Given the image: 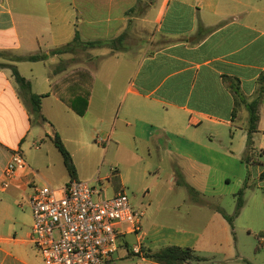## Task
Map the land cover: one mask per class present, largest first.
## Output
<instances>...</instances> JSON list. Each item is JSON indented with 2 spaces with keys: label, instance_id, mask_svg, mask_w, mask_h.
Wrapping results in <instances>:
<instances>
[{
  "label": "crops",
  "instance_id": "crops-1",
  "mask_svg": "<svg viewBox=\"0 0 264 264\" xmlns=\"http://www.w3.org/2000/svg\"><path fill=\"white\" fill-rule=\"evenodd\" d=\"M76 34L80 45L73 44L63 54H50L72 43ZM99 41L110 44L87 46ZM36 54L48 57L37 62L20 59ZM109 59L119 64H115L116 70L104 73L96 62ZM0 64L6 66L0 67V185L14 150L19 149L25 157L27 149H47L42 157H25L30 168L7 190L0 187V264H45L38 250L41 258L27 249L33 244V214L27 238L12 236L7 228L15 208L29 205L34 183L63 186L71 181L65 163L61 176L55 171L56 177L46 173L54 153V137L59 135L66 141V131L68 140L80 149L97 124L103 131L108 128L105 135L118 149L129 137L138 152L140 147L150 157L156 152L159 172L171 165V183L187 190L191 200L187 207L191 226L214 232L195 234L193 244L211 240V235L219 245L226 243L232 248V225L224 214L234 216L237 203L228 211L224 200L233 174L228 167L237 165V156L231 149L221 153L211 144L219 125L235 127L248 139L246 106H240L237 115L234 112L237 101L251 102L260 94L264 0H0ZM7 65L17 66L31 82L32 91L45 95V120L35 117ZM233 87L239 89L240 96ZM70 102L79 108L86 102L85 115H78ZM258 127L255 146L264 150V94ZM47 138H52V144ZM219 157L227 160V169L218 167ZM178 160L183 165L176 164ZM259 161L260 178L264 156ZM176 167L185 180L177 178ZM190 173L193 177L205 173V184L187 179ZM218 173L221 178L216 184ZM235 173L244 187L247 175ZM79 175L77 169V178ZM120 189L122 186L115 187V192ZM152 207V200L139 204L138 209L144 212L140 233L123 238L119 258L108 264H161L145 256L146 251L158 246L153 241L154 227L144 229L146 210ZM245 209L246 204L234 217L232 229ZM131 236L135 237L133 245L128 241ZM162 237L159 241L171 242L169 236ZM262 242L257 255L263 257L264 237ZM135 246L140 247V254L133 251ZM230 252L225 261L246 260L239 250L235 255ZM132 255H140V261L129 262Z\"/></svg>",
  "mask_w": 264,
  "mask_h": 264
},
{
  "label": "rangeland",
  "instance_id": "rangeland-1",
  "mask_svg": "<svg viewBox=\"0 0 264 264\" xmlns=\"http://www.w3.org/2000/svg\"><path fill=\"white\" fill-rule=\"evenodd\" d=\"M115 64L117 66L119 61L109 59L100 63L96 62L97 67L104 73L111 69L116 70ZM103 129L104 131L99 127V124L95 125V130L92 133H88L87 140H84L85 146L80 149H77V146L68 140L69 136L64 130L68 139L66 138L67 142L63 141L70 153H75V166L76 169L80 170V175L77 179L80 181H90L99 189L100 184L92 181L93 178L99 177L107 187L106 195L108 197L116 193L115 187L121 188L122 186L120 190L125 191L135 209H138L141 202L152 200L153 207L146 210L144 226V229L148 231L154 227L152 233L156 238L153 241H155L158 246L150 249L151 251H159L167 246L192 248L202 261H193L188 264H252V261L256 264H264V255L263 257L262 255H257V253H259V248L263 245L262 239L264 237V180H261L257 176L258 165L248 166L243 161L247 142V137L243 135L244 133H240L235 127L219 125L215 131L217 135L215 134V138L211 144L212 147L221 153L225 151L230 153L229 150L231 149L237 156V165L235 166L232 163L228 167V170L233 171V174H230L232 181L227 186L226 191L228 192L224 200V207H226L228 211H232L233 207H235L237 203L236 195L243 187L235 171L238 173L244 172L247 175L246 181L249 183V187L246 188L244 193L246 209L239 218L235 219L234 228L232 229V226L230 227V242L232 247L230 248L226 243L219 245L217 242L213 241L214 237L211 235H213L214 232H203V230H201L203 226L200 225L194 226L195 228L191 226V222L188 220L190 216L187 214V207L191 205V200L188 199V191L184 188H180V185H173L171 183L169 173H171L172 170L170 164L163 167V169H165L164 172H159L156 152H152V157L148 155L147 150H143V147H140L138 152L136 143H133L132 139L129 137H127L124 142V146L118 149L115 145L110 143L111 141L108 136L105 135V131H107L108 128ZM235 134L236 136H234ZM131 135L132 133L129 134V136ZM51 140L52 138H47L49 144H52ZM235 149L237 150L234 151ZM46 150V146L40 151H30L27 149L25 157L27 160H29L30 156L33 154L36 156L35 158H37V156L42 157ZM53 152L54 153H51V160L48 162L50 169H48L46 173L49 176H61L63 174L62 172H65L63 157L56 146L53 147ZM72 156L74 157L73 154ZM219 159L221 162L217 164L218 167L227 169V165L225 164L227 160L221 157H219ZM177 163L183 165L184 162L178 160L176 161V164ZM54 171L57 172V175L53 173ZM176 171L178 173V179H186L183 174H179L180 170L178 167H176ZM204 175L205 173L196 174V177H193L192 173H190L189 176L186 175V177L190 179V181H196L199 185H203L205 184ZM220 178L221 174H216V184L219 183ZM121 181L122 184H120ZM51 185L59 187L60 184L52 183ZM173 186L174 188L171 190ZM166 193L167 195L165 196ZM203 193H205V191ZM206 195L209 196L208 192H206ZM159 202L162 204H159ZM158 204L160 210L156 211ZM178 205L181 206L178 208ZM31 220V208L29 205L25 204L22 209L15 208L11 226L7 229L10 230L12 236L27 238V232L32 222ZM154 232H158V234H154ZM198 233L203 235H208L210 233L211 235L209 238H211V240H203L197 244H193L194 238L197 237L195 234ZM163 235L169 236L168 238L171 239V242H168L167 239L159 241ZM152 237L151 239H154ZM187 239L191 240L185 242L184 245H180V243H183V240ZM128 241L133 245L135 237H129ZM148 243H150V240ZM27 249L33 256L41 258L33 244H30ZM231 250H233L234 255L239 250L246 260L242 262L236 260L232 262L225 261V258L231 257ZM120 253V251L116 252L114 258H119ZM140 258V255H132L128 257V261L139 262ZM234 258H236V256Z\"/></svg>",
  "mask_w": 264,
  "mask_h": 264
},
{
  "label": "built area",
  "instance_id": "built-area-1",
  "mask_svg": "<svg viewBox=\"0 0 264 264\" xmlns=\"http://www.w3.org/2000/svg\"><path fill=\"white\" fill-rule=\"evenodd\" d=\"M29 168L22 152L14 150L1 189L7 190ZM93 182L100 184L99 189L78 179L59 187L31 186V240L45 264H108L123 238L140 233L144 212L133 207L125 191L108 197L103 180L97 177ZM133 251L141 253L138 246Z\"/></svg>",
  "mask_w": 264,
  "mask_h": 264
},
{
  "label": "trees",
  "instance_id": "trees-1",
  "mask_svg": "<svg viewBox=\"0 0 264 264\" xmlns=\"http://www.w3.org/2000/svg\"><path fill=\"white\" fill-rule=\"evenodd\" d=\"M81 39L79 34H76V37L74 38L73 42L70 44H67L66 46L57 48L55 50H52L50 52L51 55L55 54H63L65 52H68L69 49L73 44L80 45ZM110 42H88L87 46L96 47V46H103V45H109ZM48 57L47 54H36L31 55L28 57L20 58L23 60H28L32 62L37 61H44ZM0 67H6L2 64H0ZM7 67H10L12 70V74L15 78L16 83L19 85L20 91L23 94L25 100L28 102V104L31 106L32 112L35 115V117L45 120L43 114H42V102L45 95H38L35 94L32 91V84L29 80H27L24 76L21 75L19 72L17 66L15 65H7ZM260 94L256 99H254L251 102L247 101H237L235 106V112L234 114L237 115V111L240 106L245 105L248 112H249V118L247 123V133H248V139H247V148L245 151V156L243 161L249 166V165H256L260 163L259 158L264 156V150H258L255 146L254 141V134L259 131V121H260V106L262 104L263 94H264V74L260 78ZM235 90V93L237 96H240V91L237 87H233ZM70 107L76 111V113L80 116H84L87 109V103L84 102L82 108H79L76 103H69ZM53 142L56 146V148L61 153L65 166L70 174L71 180L77 179V169L74 163V159L70 151L65 146L64 141L59 135H56L53 139ZM260 179L264 180V172L260 175ZM249 187V183L246 181L245 186L240 189V191L237 193V205H236V212L234 216H228L224 214L225 218L230 222V224L233 226V220L234 217L237 216L240 213V210L245 204L244 200V193L246 188ZM147 258H151L154 261L161 263V264H188L193 261H202L199 256L196 255L195 250L192 248H186V247H180V246H167L159 251H150L145 252Z\"/></svg>",
  "mask_w": 264,
  "mask_h": 264
}]
</instances>
